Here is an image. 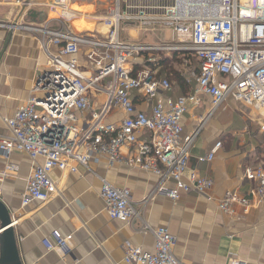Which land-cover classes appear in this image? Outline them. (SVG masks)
<instances>
[{
    "label": "built area",
    "instance_id": "1",
    "mask_svg": "<svg viewBox=\"0 0 264 264\" xmlns=\"http://www.w3.org/2000/svg\"><path fill=\"white\" fill-rule=\"evenodd\" d=\"M71 1L51 0L48 5L60 10L62 20H70L78 13ZM137 1L173 3L148 6ZM199 9L193 12L181 0H114L101 18L107 32L100 37L78 35L48 23L7 25L34 35L46 58L29 97L5 119L7 132L0 137V152L7 161L2 176L18 171V165L8 160L11 153H26L32 160L21 194L23 207L58 195L52 171L81 176L80 169L92 171L90 164L102 155L111 164L154 173L158 183L148 197L177 200L180 193L205 195L211 190V178L187 171L190 148L205 118L186 135H182L181 119L204 96L210 97L213 109L231 98L264 115V0H213ZM121 21L163 24L182 39L154 45L123 41ZM48 45L56 50L51 52ZM182 51L192 52L197 61L195 86L176 98L164 96L171 82L156 78L155 69L145 63L155 65L160 52ZM139 57L144 61L134 73ZM134 91L150 104L148 113L136 110ZM117 112L123 115L120 122L108 121ZM220 147L217 141L198 161H213ZM243 177L253 183L247 193L226 191L217 201L219 211L228 216L239 217L264 204V165L244 167ZM169 182L174 186L169 187ZM99 195L110 219L128 223L140 217L128 188L101 179ZM141 230L152 234L154 251L125 244L126 264H183L173 253L176 239L167 228L142 221ZM43 245L61 258L72 250L71 236L58 231L43 239ZM230 264L245 263L235 260Z\"/></svg>",
    "mask_w": 264,
    "mask_h": 264
},
{
    "label": "crops",
    "instance_id": "2",
    "mask_svg": "<svg viewBox=\"0 0 264 264\" xmlns=\"http://www.w3.org/2000/svg\"><path fill=\"white\" fill-rule=\"evenodd\" d=\"M41 1L0 0V23L6 25L0 27V137L7 132L5 119L11 118L25 103L36 75L46 63L34 35L12 30L7 25L15 22L38 26L48 23L53 28L95 37L107 32L101 21H89L88 15L84 20L80 12L70 20H62L59 9L41 4ZM97 1L90 0L89 5L85 4L87 12L99 6ZM187 3L188 7H193ZM139 4L165 5L162 1ZM64 13L70 14L68 10ZM162 26L159 23L142 26L137 21H121L119 36L123 41L146 45L175 43L182 39L173 29L170 39L163 37L160 33ZM48 48L51 52L56 50L53 45ZM173 53H177L175 58ZM173 53H157L158 62L153 68L156 78H166L172 84L171 90L163 95L176 98L193 89L198 67L192 52ZM142 58L134 61L133 70L141 68ZM163 58L169 62H162ZM176 75L181 82L175 80ZM132 102L136 110L149 112L150 104L144 102L140 93H132ZM122 116L117 112L108 121L118 123ZM202 118L205 122L190 148L187 171L211 178L213 187L205 195L180 193L177 200L161 195L148 197L158 183L154 173L123 163L111 164L102 155L97 162L90 164L92 171L81 168V176L52 171L58 195L23 207L21 194L32 171V160L26 153H11L8 160L18 165V171L9 172L4 177L1 174L7 161L0 152V200L14 220L12 226L22 264H126L123 260L125 244L154 251V238L141 230L142 221L151 227L168 229L176 239L173 253L183 264H230L235 260L245 264H264V204L252 207L239 217L228 216L217 207V201L226 191L245 194L253 185L244 179V167L264 165V131L261 130L264 115L231 98L213 109L210 97L204 96L198 106L191 107L183 115L182 135L194 132ZM217 141L221 142V147L214 160L200 163L198 158ZM101 179L116 187L128 188L140 217L128 223L110 219L99 195ZM168 186L174 185L169 182ZM53 231L71 236L72 250L64 258L47 251L43 245V239H50Z\"/></svg>",
    "mask_w": 264,
    "mask_h": 264
},
{
    "label": "water",
    "instance_id": "3",
    "mask_svg": "<svg viewBox=\"0 0 264 264\" xmlns=\"http://www.w3.org/2000/svg\"><path fill=\"white\" fill-rule=\"evenodd\" d=\"M13 222L9 209L0 200V264H22Z\"/></svg>",
    "mask_w": 264,
    "mask_h": 264
},
{
    "label": "rangeland",
    "instance_id": "4",
    "mask_svg": "<svg viewBox=\"0 0 264 264\" xmlns=\"http://www.w3.org/2000/svg\"><path fill=\"white\" fill-rule=\"evenodd\" d=\"M50 1L51 0H42L41 4L48 5L50 3ZM112 1L113 0H105V1L99 0V2L97 1L99 3V6H97L96 9H94V7H93L89 12H87L85 4L89 5L90 0H72L71 6L76 11L80 12L79 14L82 16V18L84 20H86L85 18L88 15L87 18L89 19V21L93 20V21H97L100 23L102 16L105 15L107 8L111 5ZM181 1H182L183 5H185L187 0H181ZM209 1H211V0H188V2H190V4H192L194 6V8H192L193 11L200 10L199 7L203 6L206 2L209 3ZM103 2H105V5L102 4ZM171 3H173V2L172 1H165L164 2V4H166V5H170ZM160 30L162 31L160 33L162 34L163 37L170 39L172 28H170L168 26L166 27L163 25L160 28ZM228 99H230V98H228ZM238 103H240V102H238ZM248 111H250V110H248Z\"/></svg>",
    "mask_w": 264,
    "mask_h": 264
},
{
    "label": "trees",
    "instance_id": "5",
    "mask_svg": "<svg viewBox=\"0 0 264 264\" xmlns=\"http://www.w3.org/2000/svg\"><path fill=\"white\" fill-rule=\"evenodd\" d=\"M177 54V53H176ZM175 53H173V57L175 58V55H176ZM173 58V59H174ZM172 61V60H171ZM162 62H169V59H164L163 58V61ZM151 66V68H153V65H150ZM136 69H134V73L137 71V70H139L140 69V67H135ZM175 80L179 83V82H181V78L178 76V75H176L175 77Z\"/></svg>",
    "mask_w": 264,
    "mask_h": 264
},
{
    "label": "bare ground",
    "instance_id": "6",
    "mask_svg": "<svg viewBox=\"0 0 264 264\" xmlns=\"http://www.w3.org/2000/svg\"><path fill=\"white\" fill-rule=\"evenodd\" d=\"M188 0L186 1V4H185V6H187L188 5ZM209 2H213L212 0L211 1H209ZM188 7V6H187ZM191 11H192V8H194V6L193 7H188ZM193 12H197V11H193Z\"/></svg>",
    "mask_w": 264,
    "mask_h": 264
}]
</instances>
